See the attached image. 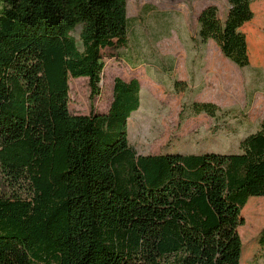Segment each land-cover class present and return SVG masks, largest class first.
<instances>
[{"label":"trees","instance_id":"trees-1","mask_svg":"<svg viewBox=\"0 0 264 264\" xmlns=\"http://www.w3.org/2000/svg\"><path fill=\"white\" fill-rule=\"evenodd\" d=\"M228 2L224 20L215 4L201 10L194 42L215 40L245 68L254 0ZM129 33L128 0H0V264H242L245 218L246 232L264 225V199L251 198L264 197V117L239 152L143 154L129 139L137 77L117 76L108 111L95 110L103 50ZM80 77L89 114L69 107ZM231 112L185 101L179 122L206 113L211 133L235 134ZM258 243L263 255L264 228Z\"/></svg>","mask_w":264,"mask_h":264},{"label":"rangeland","instance_id":"rangeland-1","mask_svg":"<svg viewBox=\"0 0 264 264\" xmlns=\"http://www.w3.org/2000/svg\"><path fill=\"white\" fill-rule=\"evenodd\" d=\"M209 4L217 5L220 16L225 17L229 9L228 0H129L128 2L130 28L127 47L128 79L136 73L145 77V73L141 69L142 66L148 68L149 75H153L151 77L153 82L149 78H145L147 81L141 79V107L132 114L129 120V139L140 153L158 154L164 151L239 152L240 141L245 135L255 131L264 117V65L263 70H257V64L253 61L245 68L238 67L237 75H241V79L238 82L229 81L230 90L233 92L227 96L224 107L218 104L223 109L230 108L232 110L228 116H225V119H229L232 125L238 129V133H229L228 136L210 135L207 137L201 134L207 131L204 125L192 128L187 123V126L183 127L187 119L181 124L179 122L183 102H191L194 97L202 96L204 89L208 94L216 95L215 92H219L218 81L215 78H205L204 73L202 77L199 73L200 70L198 71L195 67L201 64V51L198 60L193 64L196 78L190 83L187 82L188 90L178 92L174 89L173 84L169 86V81L166 87L158 85L159 75L155 68L159 67L170 75L174 74V65L178 66L179 62L187 57L182 49L187 48V44L194 39L193 36H197L198 14ZM259 5L264 9V0H254L252 9L257 12L258 19L262 17L261 23L257 24L258 28H261V24L264 26V13L260 16ZM257 26L252 27L256 29ZM80 31L81 26H78L74 33L79 47H81ZM259 33H263L264 40V30ZM256 34L255 31L249 30L253 43H256L259 38L256 37ZM115 51V48L103 50L106 71L103 75L104 80L102 78L100 84V94L94 99L95 110L102 113L108 111L112 102L114 79L117 76L123 78L126 75L125 64L114 57ZM130 65L136 69L132 70ZM184 65L187 67L189 63ZM151 84L156 88H153ZM69 85L71 113L89 114L91 112L89 79L87 77L70 78ZM223 97L226 98L225 95ZM247 101H249L250 107H246ZM244 109L247 110L245 114H243ZM213 123L214 120L212 125ZM189 133L192 136L196 133L199 135L195 138L187 137ZM189 139H194L198 144L214 141L216 146H186L185 143L190 141ZM251 198L264 199V197ZM246 225L245 218V225L240 227L243 242L241 263L264 264V253L260 255L261 247L258 243L259 234L264 225L254 234L246 232ZM252 244L254 249L250 248Z\"/></svg>","mask_w":264,"mask_h":264},{"label":"crops","instance_id":"crops-1","mask_svg":"<svg viewBox=\"0 0 264 264\" xmlns=\"http://www.w3.org/2000/svg\"><path fill=\"white\" fill-rule=\"evenodd\" d=\"M128 2H129V0H128ZM147 5H150V4H147ZM147 5H146V7H148ZM153 5H154V3H153ZM260 5L258 6V8H259L258 10L260 11V16H261L264 13V9ZM254 13H255L254 18L251 21L245 23L244 26L242 27V30L246 33L247 38H248L250 63L253 61L255 64H257V66H256L257 70H263L264 40L262 38L263 33H259V31L264 30V26H263V24H261L260 25L261 28H258L257 24L261 23L262 17H259V19H258L257 12L254 11ZM199 14H198V16H199ZM222 19L224 20L225 17ZM255 25L257 26L256 29L253 28ZM249 30L255 31V34L257 32L256 37L258 36L259 38L256 41V43L252 42L251 37L249 35ZM193 37H194V39H192V41H190L187 44V46H186L187 48L183 47L184 49H182V50L185 52L187 57L183 58L179 62L178 66L174 65V71H175L174 74L169 75L166 72L162 71L159 67L155 68L156 73H158V75H159V79L157 78V80L159 81L158 85H160V86L163 85L164 87H166V86H168V81H169V84H170L169 86H171L173 84V79H175V78L190 83L191 80L196 78V74H195L196 72L194 71L195 68L193 67V64L198 60V57H199L200 51H201V64L198 66H195V65L194 66L198 69V71L200 70L199 73L201 74V76L204 73L205 78H207V79L215 78L218 81L219 92H215L216 95H213V94H208L207 90L204 89V93L202 94V96H200L198 98L194 97V100L212 101V102L219 104L221 107H224V104L227 100V96L233 92L232 90H230L229 81L231 80L232 82L233 81L238 82L241 79V75L240 76L237 75L238 66L236 64H234L232 61L228 60V58H226L224 56L220 46L217 44V42L215 40L210 39L207 41V43H205L203 45H196L194 41L197 38V36L195 35ZM80 43H81V41H80ZM78 45H79V43H78ZM127 47L126 48H116L115 55H114V57L116 59L121 60L125 64L124 68H125V74L126 75L123 77V79L129 80L132 77H137L141 83L142 78L144 79V81H147L145 78H149L153 82V80L151 78L153 75H149L148 68H146L145 66L141 67L142 71L145 73V77L142 76V74L136 73L128 79V50H127ZM185 49L186 50L188 49V51H186ZM190 60H191V62H190ZM187 62L189 63V66L186 67V65H184V64H186ZM131 69L134 70L136 68H132V66H131ZM242 80H243V78H242ZM152 87L154 88L155 86L152 85ZM219 94H220V96H219ZM224 95L226 96V98L223 97ZM199 120H201L202 122H197ZM212 122H213V118H210V116H208L206 113H201L199 115L192 116V117L188 118L185 121V123L183 124V127L187 126V123L192 128H195L196 126L204 125L205 129H207V131H204L201 134H204V136H207V137L210 135H213V136H217V135L228 136L229 135V133L224 132V131H222L220 133H216V134H211L208 128L212 125ZM187 135H188L187 137L195 138L199 135V133H196L193 136L190 135V133ZM189 140L190 141H187L185 143L186 146H216V142H214V141L202 142V143L198 144L197 141H195L194 139H189ZM188 153H197V152H188Z\"/></svg>","mask_w":264,"mask_h":264}]
</instances>
